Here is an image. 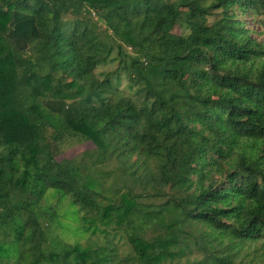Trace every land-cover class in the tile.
I'll list each match as a JSON object with an SVG mask.
<instances>
[{
    "label": "trees",
    "instance_id": "obj_1",
    "mask_svg": "<svg viewBox=\"0 0 264 264\" xmlns=\"http://www.w3.org/2000/svg\"><path fill=\"white\" fill-rule=\"evenodd\" d=\"M246 15L264 32V0H0V264H249L264 39ZM59 194L95 247L49 240Z\"/></svg>",
    "mask_w": 264,
    "mask_h": 264
},
{
    "label": "rangeland",
    "instance_id": "obj_2",
    "mask_svg": "<svg viewBox=\"0 0 264 264\" xmlns=\"http://www.w3.org/2000/svg\"><path fill=\"white\" fill-rule=\"evenodd\" d=\"M244 18L246 21V25L253 29V31L251 32V36L259 41L264 39V32L262 31L261 27L251 17L246 15ZM174 32L179 33L180 28L176 27L174 29ZM112 68V66H100L96 69V73L108 71ZM92 148H94V145L91 142H83L77 145L74 144L70 147H66L60 157H74L76 155H79L81 152ZM115 166L116 163L113 162L109 168H114ZM53 193H56L55 190L49 189L42 201V206L47 207L55 203V199L52 197ZM59 196L61 203H57L51 208V211L55 214L53 219L48 221V216H45L41 220V223L45 228L49 240L56 237L61 241L75 242L81 231L77 212H74V210H76V206L71 204V198L69 195L59 194ZM68 211H70L71 214H69ZM64 223L72 228H70V232L68 231L67 227L62 226L65 225ZM100 228L102 227L100 226ZM115 238V240L121 245L123 252H129L128 244L123 230H119V233L117 236H115ZM101 239V234L97 232L94 235H82L77 239V241L82 244V246L93 248L101 241ZM221 247L223 248L224 246ZM233 253L236 254V260L243 263L264 264V244L260 240L245 242L241 245L240 248L234 249ZM202 255L203 253L200 250L194 249L189 258H200L202 257ZM181 262H183V259Z\"/></svg>",
    "mask_w": 264,
    "mask_h": 264
}]
</instances>
